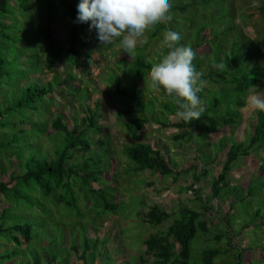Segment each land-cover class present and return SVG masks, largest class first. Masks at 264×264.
Masks as SVG:
<instances>
[{"label":"trees","instance_id":"1","mask_svg":"<svg viewBox=\"0 0 264 264\" xmlns=\"http://www.w3.org/2000/svg\"><path fill=\"white\" fill-rule=\"evenodd\" d=\"M235 2V0H171L172 7L169 12L171 19L166 23L154 26L151 35L146 32V39H142V44L137 46L134 52L128 53L131 58L122 61L125 64L126 79L119 77L115 79L116 84L112 88L110 97L118 105L123 106V102L126 103L127 110L122 111L121 106L117 105L114 114H121L127 120V124L131 128L128 133L131 140H135L132 134L136 135L148 124H160L163 128L171 125L166 118L167 123L160 120L154 122L156 114L150 117L146 111L152 109L153 105V100H150L146 95L149 85L147 73L151 66L162 57L156 56V59H151L147 49L152 40L169 29L180 34L179 44L189 45L195 50L196 57L193 64L197 71L204 65L212 68L211 73L203 76V80L206 81L204 85L208 84V89L218 88L219 92L218 98L205 100L202 90L199 92V96L203 97L201 99L205 111L199 120L191 122L177 115L178 103L176 101L172 103L174 99L165 94L169 102L164 106L163 112L169 117L179 118L180 122L173 125L185 130L176 135L174 140L190 142L194 135V128L198 124L206 129L203 132L208 135L223 128H236L240 125L236 118L242 119L240 109L246 106L247 97L253 90L252 85L256 88L264 86V61L255 60L262 56L264 38L259 36L254 40L247 35L242 27L247 26V17H238L243 20L244 25L236 24L238 10L235 7ZM78 3L79 0H0V177L7 176L10 172L8 178L0 180V197L3 200L0 203V209H3V213L0 214V245L4 247L14 245L11 247L12 249L7 248L6 251L0 253V264H10V260L21 255L26 257V251L30 252V245L34 243L35 239L33 236L34 225L15 221L8 225L10 218L7 216L10 211L8 206L16 202V199L21 200L16 203L25 209H29L30 206V209H41L32 203L41 202L38 198L32 197V202H29V197H20L16 194L17 183L24 181L29 184L34 181L36 189L41 188L43 191L45 199L42 202L50 203L53 202L55 195L59 196L58 192L62 189L66 192H73L77 189L78 195L81 190L87 194L91 190L97 193L107 187L105 179L111 183L118 182L116 177L108 178V171L111 167L110 159L113 154H116L107 149L110 144V133L100 125L102 113L95 111L89 104L91 97L87 96V93H81L82 95L77 100L80 101L81 98H84L88 103L85 110L86 115L81 116L80 121L75 117H72L69 122L65 121L61 110L57 109L47 112L49 116L55 115L51 127L48 128V121L44 122L46 127L39 128L37 124V119H40V106H51L53 102L60 100V95L56 92L61 89L65 90L66 99L70 98L72 101H74L76 93L80 94V87L75 84V81H78L79 77L87 72L86 66L81 63L80 59L90 58V51L87 52V48L92 50L93 46L89 40L83 44L79 42V33L84 23L77 22ZM59 10L65 13L66 18L71 19L70 33L64 39L65 43L58 42L50 28L52 21L57 18L56 12ZM257 10L261 16H264V6L258 7ZM192 15L203 17V23L198 24V20L195 21L191 18ZM35 17L40 27L34 26L33 19ZM85 24L87 25V23ZM258 34L264 37V30ZM84 36L90 37L93 41L98 40L96 35L89 36L84 33ZM115 45L100 46L99 49L101 51L108 50ZM167 51V48L163 49L164 54ZM57 64L70 68L65 79L55 75ZM46 70L49 73H54V76L48 81L29 79L30 75L42 74ZM75 70H78L80 74H75L73 72ZM129 80L133 81L132 88H137L140 85L139 88L131 89L128 92L125 88L126 83L123 84V82ZM51 99L54 101L49 102ZM28 108H33L30 111L32 118L29 120L26 119ZM53 108L56 109V105ZM97 109L100 110V106L97 105ZM165 113L164 116H166ZM42 118L40 121H43ZM40 129H45L41 134H45L47 130L56 137V141H59L60 144L56 145L53 151L48 148L41 152H38L39 149L33 150L34 144L39 143L36 140L42 138L36 134ZM43 138L48 137L43 136ZM187 138L188 140H186ZM61 139L62 142H60ZM230 140L229 136H224L219 140L217 160L227 148ZM262 147H264V112H259L255 134L243 142H230V148L226 152L227 159L211 188L213 195L220 196L222 191L231 187L233 192L229 196L234 198L232 193L236 192V187L228 181V172L240 157L245 159L254 150H262ZM24 152L29 153L27 160H25V155L21 156ZM124 156H127L131 164L130 168H125L130 169V173H143L150 170L163 177L174 175L175 170L169 163L171 160H166L163 153L155 150L150 144L132 141ZM215 163L216 161L213 160V163L210 164L215 165ZM105 164H107L106 168ZM14 169H18V171ZM205 171L202 170L203 173ZM102 180L104 181L101 182ZM106 195L100 193L97 195L99 202L96 205L93 203L94 207H97L99 215L102 216L106 215L109 209L116 212L119 208L118 204L112 201L110 203ZM33 196L37 197L38 194L33 193ZM90 196L92 197V195ZM63 198L64 193L60 199L58 197L59 202L57 203L67 206L68 209H64L68 213L67 217H73L75 212H78V216L82 217L80 206L83 202H74V197L68 202H62ZM141 199L138 206L148 208L147 198L141 197ZM234 199L235 202H238V199ZM203 203L205 211H208L210 207H207V202L203 201ZM52 204L50 203V205ZM47 206L42 205V209L44 211L49 209L50 207ZM53 207L52 205L51 210ZM149 207L144 219L140 217L139 211L137 213L139 220L144 224L157 227L172 219V215L159 205ZM261 208L256 209L255 220L262 216ZM231 209H233L232 212L235 211L234 206H231ZM227 217L228 226L231 227L230 216L227 215ZM58 220L61 221L59 218ZM38 226L45 227L47 225L37 224L36 227ZM248 226L249 224H245V228ZM166 227V230L153 232L147 237L143 243L145 250L140 251L139 261L136 264L149 263L147 260L149 257L156 258V261L149 264H193L192 243L198 237L200 230L209 231L207 223L200 221V214L196 211L184 209L180 210L179 215L175 216ZM262 227H264V219H260V223L253 229L257 232ZM54 230L52 231L56 234L54 239H58L55 242L53 239L49 245L47 243L43 245L42 255L34 253L33 264H71L73 253L77 254L79 260L74 264H96L98 255L103 254L104 256V252L108 251L104 249L103 242L99 239L94 243L90 238L86 239L85 236L83 245L78 243L79 239L75 236L72 245L64 246V249L60 243L63 240L66 241L69 236L66 233L67 228L62 226L59 229L54 228ZM48 232L49 230H47ZM223 236L222 234L218 235L215 240L220 242ZM104 237L106 243L108 240L113 241L108 236ZM65 241H63L64 245H66ZM55 243H58L59 246L57 247ZM97 247L99 248L98 252ZM229 249L232 248L229 247ZM248 249L250 248H235V259L231 262H226L220 257L221 252L228 253V251H222L219 248L216 251H204L202 257L196 259L195 264H240L238 260H240L241 253ZM64 250L67 255L63 258L64 261L61 260L59 263L58 258L61 251L64 252ZM217 256L218 261L216 260ZM107 258L111 259L113 256H107ZM104 264L109 263L106 261Z\"/></svg>","mask_w":264,"mask_h":264},{"label":"rangeland","instance_id":"2","mask_svg":"<svg viewBox=\"0 0 264 264\" xmlns=\"http://www.w3.org/2000/svg\"><path fill=\"white\" fill-rule=\"evenodd\" d=\"M235 1V7L238 10L236 12V24L244 25L243 20L240 18L241 16L247 17V26H242L247 35L254 40L259 36L260 38H264L258 34L262 33L264 30V16H261L260 12L257 10L258 7L264 6V0ZM56 13L57 18L55 21L53 20L50 25L51 32L58 42L65 43L64 39L70 33L71 19L69 20V18H66L65 13L61 10ZM191 18L195 21L198 20V24L204 21V18L199 15L195 17L192 15ZM90 23V21L87 22V25L84 23L78 38L81 44L89 40L93 46L92 50H90L89 47L87 48V52L90 51V58H86V60L80 59L81 63H84L87 68L86 74L82 77L80 76L78 81H75V84L80 87V94L76 93L73 98L74 101H72L70 98L66 99L65 90L62 91L61 89V91L56 92V94L64 96L65 98L59 96L60 100L55 103L53 102L51 106H40L39 117L40 119L43 117V121L37 119V124L39 128L46 127L44 122L48 121V128L51 127L55 115L49 116L47 112L57 109L61 110L62 115L65 117V121L69 122L72 117L80 121L81 116L86 115L85 110L88 103L84 98H81L80 101L77 100L80 95L87 93V96L91 97L89 104L95 111L102 113L100 125L105 127L111 135H109L110 144L107 149L114 151L116 154H113L110 159L111 167L108 171V178L112 179L116 177L118 182L116 183V181H114L112 184L111 181L104 178L107 181V187L102 188V190L97 193L91 190L90 193L87 194L84 190H81L80 195H78L77 189L73 192H66L63 189L59 190V196L55 195L53 197V202H50L51 204L53 203V210H51L52 205H50L49 202H42L45 199L43 191L41 188L36 189L34 181L29 184L24 181L17 183L16 194L20 197H29V202H32V197L35 199L38 198L41 202L32 203L41 209H30L31 206L29 209H25L23 206H19V204L16 203L21 202V200L18 199L8 206L10 209L7 213V216L10 217L8 225L13 224L15 221L35 226L33 233L35 239L34 243L30 245V252L28 253V251H26V257L21 255L10 260V264H33L32 260L34 253L42 255V246L46 243L47 245L52 243L56 236V234L52 232L55 231L54 228L59 229L62 226L67 228L66 233L69 235L66 241L63 240L66 242V245H64L63 241L60 243L62 248L64 246H71L75 236L78 237V243L80 242L81 244L85 243L84 236L86 239L90 238L94 243L99 239L103 242L102 245L105 247L104 249L108 251L106 253L104 252V256L103 254L98 255L96 264H104L106 261L109 264H136L139 261L140 251L145 250L143 243L147 237L153 232L166 230V226L173 221L175 216L177 217L179 215L180 210L184 209H191L199 213L201 216L200 221L206 222L207 228L209 229L208 232L200 230L198 232V237L192 243L193 264H195L197 258L202 257L204 251H216L218 248L222 251H228V253L221 252L220 254V257L226 262H231L235 259V248H250L247 251L240 252L242 255L238 262L240 264H264V227L257 230V232L253 229L255 225L260 223V219H264V202H262L264 201V147L261 148L262 150H254L250 156L245 159L244 157H240L237 162L233 163L232 169L228 172L227 179L236 187V192L232 194L234 198L238 199V202H235L236 200L229 196V194L231 195V192H233L231 187L222 191V194L217 197L213 195L211 191L214 179L218 177L227 159L226 152L230 148V142H243L255 134L260 111L253 109L246 102V106L240 109L242 119L236 118L240 124L236 128L227 127L208 135V133L205 134L203 132V130L206 129H204L201 124H198V126L194 128V135H192V140L190 142H186L185 140L177 142L174 140V137L183 133L185 130L176 128L173 125L180 122L179 118L169 117L168 114L163 112L164 106L169 102L167 97H165L167 93L163 91L155 92L151 90L148 85L146 95L150 100H153L152 109L146 110L148 116L152 117L156 114L154 122L160 120L167 123L166 120H168L171 125L167 128H163L160 124H148L142 131L136 133V135H132L136 142L150 144L155 150L162 152L166 160H171L169 163H171V168L175 170V172L174 175L168 177H163L150 170L143 173H130V169H125L127 167L130 168L131 164L127 156H124V153L130 143L135 140L129 138L130 136L128 133H130L131 128L127 124V120L122 117L121 114H114V109L117 107L118 103H115L114 99L110 97L112 96L110 93L116 84L115 79L117 77L126 79L124 73L125 64L122 61L130 59L131 57L118 44L108 50L101 51L99 47L107 45H102L99 40L93 41L90 37L84 36V33H87L89 36L92 34L97 37V31L90 28ZM33 24L35 27H40L36 17L33 19ZM180 25H183V23H180ZM152 29L153 28L147 31L150 35L154 31ZM162 39L163 33L158 35L157 38L150 43L151 45L147 49V53L151 59H156V56L164 55V48L160 45ZM141 44L142 41L138 43L137 46ZM262 47H264V43ZM255 60L264 61V50L262 56ZM69 71V67L57 64L54 73L58 77L65 79ZM73 72L75 74H80L78 70ZM198 72L203 73V76H205L212 72V68L204 65ZM54 73H49L46 70L42 74L36 73L30 75L29 79L48 81L49 78L54 76ZM123 84H125V88L128 92L131 89H138L140 86L132 88L134 86L132 80L128 82L124 81ZM208 86L207 84V86L203 85L202 87L204 100L214 99L215 97L218 98V88L208 89ZM255 91L264 92V86L252 90V92ZM51 101L54 100H49V102ZM39 103L40 101L38 104ZM123 103V106H121V104L118 105L121 106L120 109L122 111L127 110L126 103ZM172 103H175V100H173ZM55 105L56 109L53 108ZM97 105L100 106V110L97 109ZM32 109L33 108H28L27 110V120L32 118L30 114ZM164 113L166 116H164ZM45 114L46 116H44ZM32 128L38 129L35 127ZM40 130H38L36 134L40 137L42 136V138L36 140L39 142L38 144L32 141V143H35L33 150L36 151V149H39L38 152H41L48 148L53 151L55 146L60 144L58 143L59 141H56V137L47 130L45 134H41L45 129ZM232 133L233 135L231 136ZM43 136L48 138H43ZM224 136H229L231 140L227 148L221 153L219 160H217L218 142ZM186 140H188V138ZM60 142H62V139ZM24 155L26 157L25 160H27L29 153L24 152L21 154V156ZM213 160L216 161L215 165L210 164L213 163ZM106 166L107 164H105V168ZM14 170L18 171V169ZM202 170H206V174L203 173ZM201 172L202 174L197 177ZM9 176L10 172L7 176H1L0 180H4ZM103 181L104 180L101 182ZM33 193H37L38 196H33ZM63 193L64 198L62 202H68L73 197L75 199L74 202H83L80 206L83 213L82 217L78 216V212H75L76 214L73 217H67L68 213L64 210L68 209L67 206L58 205L57 203L59 202L58 197L60 199ZM100 193L107 194L106 198L109 199L110 203L112 201L119 205L116 212L109 209L106 215H103L105 217L99 215V211L94 205L99 202L97 195ZM90 195H92V197ZM141 197L147 198L148 208L145 206H138V202L142 200ZM202 200L206 201V204H210V209L208 211H205ZM2 201L0 197V203ZM230 202L231 206L235 208L233 212ZM42 205H48L47 207L50 208L44 211ZM153 205H159L162 209L167 210L172 215V219L166 221L164 225L157 227L144 224V222L139 220L137 213L139 211L140 217L144 219L146 213L149 211V206ZM259 207H262V216L255 220L254 214ZM2 213L3 209H0V214ZM227 215L230 216L229 223H231V227L228 226ZM58 218L61 219V221H59ZM254 220L255 225L253 226ZM37 224H46L47 226L36 227ZM245 224H249L248 228H245ZM47 230H49L48 233ZM221 234L224 235L223 239L220 240V242L215 240V237ZM104 236H108L113 241L111 242L108 240V243H106ZM56 239L58 238H55L54 242ZM1 241L4 242L2 239ZM55 245H57V247L59 246L58 243H55ZM1 246L2 245H0V253L4 250L6 251L7 248L12 249L11 247L14 245H8L6 247ZM57 247L55 248L57 249ZM229 247L232 249H229ZM98 251L99 248L97 247V252ZM61 252L58 258L59 263H61V260L64 261L63 258L67 255L65 250ZM107 256H113V258L108 259ZM147 260L151 263L154 261V258L149 257ZM216 260L218 261V256ZM75 262H79V260L77 259V254L73 253L71 255V264Z\"/></svg>","mask_w":264,"mask_h":264},{"label":"clouds","instance_id":"3","mask_svg":"<svg viewBox=\"0 0 264 264\" xmlns=\"http://www.w3.org/2000/svg\"><path fill=\"white\" fill-rule=\"evenodd\" d=\"M171 7V0H79L77 22L90 21L102 45L118 44L132 53L146 39L147 31L171 19ZM180 39L171 29L163 33L160 45L168 51L151 66L147 79L151 90L166 92L179 105L177 115L191 122L199 120L205 111L199 92L206 81L193 64L195 50L179 44ZM246 102L264 112V92H252Z\"/></svg>","mask_w":264,"mask_h":264},{"label":"crops","instance_id":"4","mask_svg":"<svg viewBox=\"0 0 264 264\" xmlns=\"http://www.w3.org/2000/svg\"><path fill=\"white\" fill-rule=\"evenodd\" d=\"M209 205H210V204H208V206H207V207H210ZM203 207H204V206H203ZM211 210H212V209H211ZM200 217H201V216H200Z\"/></svg>","mask_w":264,"mask_h":264}]
</instances>
